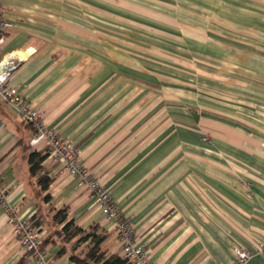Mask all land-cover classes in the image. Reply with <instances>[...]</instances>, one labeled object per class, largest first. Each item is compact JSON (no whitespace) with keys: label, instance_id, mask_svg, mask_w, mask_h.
I'll use <instances>...</instances> for the list:
<instances>
[{"label":"crops","instance_id":"crops-1","mask_svg":"<svg viewBox=\"0 0 264 264\" xmlns=\"http://www.w3.org/2000/svg\"><path fill=\"white\" fill-rule=\"evenodd\" d=\"M13 24L8 80L49 128L81 151L135 226L155 264H264V0H1ZM34 129L0 101V177L18 216L33 219L56 264H76L66 223L105 236L113 220L47 158L36 177ZM53 180L40 193L39 180ZM49 195V201L44 196ZM68 211L56 223L59 210ZM0 264H33L0 208Z\"/></svg>","mask_w":264,"mask_h":264},{"label":"built area","instance_id":"built-area-1","mask_svg":"<svg viewBox=\"0 0 264 264\" xmlns=\"http://www.w3.org/2000/svg\"><path fill=\"white\" fill-rule=\"evenodd\" d=\"M13 24L5 17L0 0V101L10 105L22 120L34 129L30 142L33 149L41 146L48 148L52 161L62 164L61 173L77 179L79 187L86 188L102 208L103 215L113 220L116 226L117 240L121 257L128 264H155L151 261L144 245L135 239V226L125 216L111 197V193L99 181L98 177L82 162L81 151L60 136L58 130L49 128L43 114L34 109L16 88L8 86V80L18 68L19 60L11 55H2L8 32ZM0 208L9 215V224L19 244L29 255L33 264H56L48 247H44L45 235L33 219L18 216L9 202L8 190L2 187L0 177ZM233 264H248L261 251L259 248L244 249L234 247Z\"/></svg>","mask_w":264,"mask_h":264},{"label":"trees","instance_id":"trees-1","mask_svg":"<svg viewBox=\"0 0 264 264\" xmlns=\"http://www.w3.org/2000/svg\"><path fill=\"white\" fill-rule=\"evenodd\" d=\"M49 152H39L37 150L31 152L28 156V161L30 165V173L32 177H36L42 171V164L48 158ZM53 183V180L47 176L41 177L38 184L40 187V193H44ZM49 195L44 196V201H49ZM68 219V211L66 209L59 210L54 216V221L56 223H65ZM39 223L37 222L36 226L39 227ZM59 235L66 241V243H70L77 237H80L78 242L74 245L73 250H76L83 242L92 240V246L90 250L85 254H72L71 260L76 264H128V262L123 259L121 256L112 255L107 257L105 253L101 251V245L105 240V236L98 235L96 231L91 230L86 233L83 229L74 226V222L70 221L66 223L63 227L62 231L59 232ZM50 238L47 237L44 242V247H48L50 243Z\"/></svg>","mask_w":264,"mask_h":264}]
</instances>
